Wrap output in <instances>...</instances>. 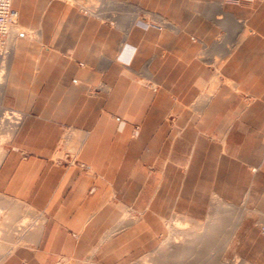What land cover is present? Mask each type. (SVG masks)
<instances>
[{
    "label": "crops",
    "instance_id": "1",
    "mask_svg": "<svg viewBox=\"0 0 264 264\" xmlns=\"http://www.w3.org/2000/svg\"><path fill=\"white\" fill-rule=\"evenodd\" d=\"M51 1L64 5L38 0V11L31 13L46 14ZM194 1L177 6L153 1L148 24L140 17L143 0H82L81 9L69 8L55 24L54 53L38 56L35 73L28 76L32 67L19 65L26 57L12 56L10 74L22 77H10L14 86L8 94L27 112L23 136L37 147L30 158L11 153L0 165V194L37 208L44 219L33 241L16 248L0 244V264H53L61 258L124 264L126 256L147 246L142 218L127 219L128 211L141 214L148 206L153 216L167 218L182 203L188 206L182 218L206 222L221 214L223 203L237 206L238 168L244 165L248 172L264 165V154L254 163V154H238L232 146L239 127L244 142L252 141L255 108L242 94L255 93V78L264 85V60L254 71L258 45L246 38L220 74L207 67L201 54L215 58L232 44L238 19L224 9L230 0ZM208 3L211 14L224 13L209 18L211 23ZM49 25L39 20L36 29ZM221 30L227 34L222 42ZM215 78L231 83H220L208 95ZM143 79L153 80V89ZM260 120L257 136L263 143L264 112ZM68 128L71 145L82 141V164L55 160ZM192 205L211 211L191 214ZM146 237L151 252L157 239L152 227ZM254 238L253 230L246 234L241 254L264 256V237L256 245Z\"/></svg>",
    "mask_w": 264,
    "mask_h": 264
},
{
    "label": "rangeland",
    "instance_id": "2",
    "mask_svg": "<svg viewBox=\"0 0 264 264\" xmlns=\"http://www.w3.org/2000/svg\"><path fill=\"white\" fill-rule=\"evenodd\" d=\"M37 1L14 0L15 5H13L12 0V6L18 13L17 21L14 26L9 25L6 33L0 37V165L11 153H18L16 159L17 157H21L22 160L30 158L36 152L37 147L36 140H29L28 137L23 136V124L25 120L27 122V112L15 106V95L8 94V91L14 86L10 82V77H15L14 79L17 81L22 77L19 73L17 76H11L10 74L12 56L26 57V63L23 61L19 65L27 68L32 67L30 71H27L28 76L30 75L29 72L35 73L37 71L38 56L54 53L55 24L59 25L61 19L67 16L69 8L81 9L82 4V0H61L64 5L59 4L56 6L57 2L51 1L46 14L31 13L38 11ZM153 1L155 2L154 6H177L182 2V0H143V12L140 17L148 24H152L151 14L148 11L149 6H153ZM187 1L191 4L195 2L194 0ZM185 2L186 0H183V4ZM230 4L224 9L230 10L238 19L239 33L236 39L233 38V43L228 44L229 46L221 47L220 55L215 56V58H209L208 55L205 56L203 53L201 56L205 58L207 67L213 68L214 71L220 74V66H222L224 60L228 59L231 53L240 52L242 47L239 46V43L249 38L251 42L258 45L253 48L255 58L252 62L254 71H257L260 65L258 60H264V0H230ZM206 7V18H208L206 21L211 23L210 19L215 15L211 14L214 7L210 3ZM61 9L66 11L63 16L59 14ZM53 11H57L58 14H53ZM223 14H216L215 16L220 18ZM39 20L42 22H45V20L50 21L51 25L49 27L52 28L39 31L36 29ZM105 21H107V18ZM19 36L25 38L17 41ZM226 37V32L221 30L217 40L222 42ZM46 48L50 49L49 53L45 52ZM213 48H215L214 43L210 44L208 49L213 50ZM77 62L80 66H85L84 61L77 60ZM142 82L153 89V80L143 79ZM220 83L230 84L231 81L219 78L211 80L206 94H213L216 86ZM253 86L254 94H242L255 108L252 141L244 142L245 131L244 129L240 130L239 127L237 141L232 146L237 148L238 154H242L243 151L247 154H254L253 162L256 163L258 155L264 154V134L261 136L263 143L258 140L260 137L257 136L260 131L257 123L261 122L260 114L264 112L262 110L264 107V85L261 83V79L255 78L253 79ZM30 114V118L37 116L35 111L30 112ZM28 129L32 128L26 127V130ZM69 130L70 128L67 129V134L59 145L55 160L63 163L82 164L80 154H78L81 150L82 141L71 145L68 142ZM17 168L16 170H19V167ZM238 172L239 189L237 195L239 201L237 206H228L223 203L221 214L217 215L216 218L211 214L213 218L207 219L206 222H198L187 217L182 218V211L188 209V206H185V204L182 206V203H179L174 209L175 213L167 218L165 216L162 218L153 216V207L148 206L142 208L141 214H133L128 211L126 214L127 219L142 218L143 244H147V246H143L140 254L126 256L124 264H257L261 262L264 258L263 255L245 256L240 253V250L248 232L253 230L258 235V238L253 239L254 245L261 241V237H264V165L261 168L253 165V167H249L248 172L243 165V167L238 168ZM150 211H152V215L149 214ZM190 211L191 214L202 213L204 215L210 213L211 210L198 209L192 205ZM151 217L152 222H150ZM43 219V214L37 208L0 194V244L6 243L9 248H16L19 245L33 241L41 228ZM20 226L23 228H20ZM151 227L153 234L156 233L157 235V239L152 241L153 246L156 248L148 252L150 239L146 236L151 232ZM15 228L21 230H17L19 234L15 231ZM2 256L0 254V257ZM53 264L95 263L90 260L76 262L61 258Z\"/></svg>",
    "mask_w": 264,
    "mask_h": 264
},
{
    "label": "built area",
    "instance_id": "3",
    "mask_svg": "<svg viewBox=\"0 0 264 264\" xmlns=\"http://www.w3.org/2000/svg\"><path fill=\"white\" fill-rule=\"evenodd\" d=\"M18 13L12 6V0H0V37L6 33L9 25L14 26Z\"/></svg>",
    "mask_w": 264,
    "mask_h": 264
},
{
    "label": "bare ground",
    "instance_id": "4",
    "mask_svg": "<svg viewBox=\"0 0 264 264\" xmlns=\"http://www.w3.org/2000/svg\"><path fill=\"white\" fill-rule=\"evenodd\" d=\"M14 211H15V210H14ZM22 224H23V223H22ZM21 227H22V226H20V228H21ZM22 228H23V227H22ZM13 229H14V228H13ZM15 229H16V228H15ZM18 229H19V228H17L15 231L17 232ZM24 229H25V228H24ZM19 230H20V229H19ZM13 231H14V230H13ZM20 231H21V230H20ZM23 231H24V230H23ZM17 233H18V232H17ZM17 233H16V234H17ZM18 234H19V233H18ZM18 234H17V235H18ZM21 235H22V234H21ZM18 237H19V236H18ZM19 238H20V237H19Z\"/></svg>",
    "mask_w": 264,
    "mask_h": 264
}]
</instances>
